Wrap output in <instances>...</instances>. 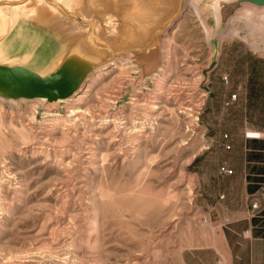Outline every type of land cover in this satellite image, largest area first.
Here are the masks:
<instances>
[{
    "label": "rangeland",
    "instance_id": "374dc122",
    "mask_svg": "<svg viewBox=\"0 0 264 264\" xmlns=\"http://www.w3.org/2000/svg\"><path fill=\"white\" fill-rule=\"evenodd\" d=\"M248 1L264 5L198 0L208 40L179 0L168 16L179 15L138 48L156 47L154 63L127 51L131 69L99 72L109 58L73 59L69 35L111 50L121 9L93 19L78 0H0L1 67L45 81L70 61L86 77L83 98L67 105L0 102V264H214L207 248L223 239L213 175L235 160L242 135L264 136V17Z\"/></svg>",
    "mask_w": 264,
    "mask_h": 264
},
{
    "label": "bare ground",
    "instance_id": "6f19581e",
    "mask_svg": "<svg viewBox=\"0 0 264 264\" xmlns=\"http://www.w3.org/2000/svg\"><path fill=\"white\" fill-rule=\"evenodd\" d=\"M108 1L109 0H86V1L78 0V3H77V5H78L77 7L78 8L77 9L84 10L87 18L93 17V19H94V16H96L97 18L100 19L99 16H100L101 12L105 11V10H109L107 12H111L112 10H110V9H119V10L121 9L122 10L123 16H122V19H120V20H122V25L120 26V30L122 32V35H121L120 41H118V42L116 41L117 42L116 44L115 43H110L109 44L111 46L110 49L114 53H112V51L109 50V47H107L106 45L104 46V48H98V47H96L97 45L94 46V45L87 44L85 39H83V37H82L83 34H87V33L86 32L84 33V31H82V32L79 33L78 37H75L72 34H70V35L68 34L69 38L73 42V49H72L71 54H69V55H70V57H73V59L76 58L78 60H80L79 56L82 53L85 54V56H87V55H90L91 57L94 56L93 58H97L99 61H101V60L104 61V59L106 57L109 58L107 60L108 61V65L106 64L107 66L104 65V66H100V68L98 67L99 68L98 69L99 72L103 71L106 68H112V67H116L117 68L121 62H124V64H126V66H128V68L131 69V67L129 66L127 60L123 59V54L126 53L127 51H130V52L131 51H136L137 52V50L139 51L138 48H144L145 46L150 45L153 42V40H152L153 39L152 38L153 34L159 32L160 26L165 21V20L163 21V17H165V19L167 20L168 18H173L174 19L178 15V12H177L176 16L171 17V16H173V14L171 13L170 14L171 16L170 15L168 16V12H169V10L172 7H173L172 11L177 9V4H178L179 0H115V2L113 4L110 3V5L105 6V3L107 4ZM220 1L225 3V2H231V1H235L236 2L238 0H220ZM71 2H73V1H71ZM84 2H85V5H86V8L83 7ZM248 2H249V4H251L250 6L259 9V12L261 14H258V15L260 16V18L263 19V17H264V7L263 6L264 5H260V6L258 5L257 6L256 4H254L251 1H248ZM9 3H11V2H9ZM15 3H17V2H15ZM198 3H199L198 0H188L186 6L194 7L197 16L199 17V19H201V25H202V28H203V32H204L206 38L208 40H210V38L212 36L211 29L209 28V25H207L206 20L203 18L204 16H203V13L201 12V10L198 8ZM11 4H13V3H11ZM50 4L53 5V7L62 8V7H60L59 4H57L55 2H52ZM74 5L76 6V4H74ZM24 7H25V5H24ZM97 7H98V10H96ZM9 10H10V8H9ZM66 12L67 11H65V12L62 11V13L65 16H67V17H69L71 19H74V20H79V18L76 15H74V13L70 14L71 12H69V13L68 12L66 13ZM211 13L216 18V24H217V27H218L220 25L221 21H222L221 7H218L217 5H215L213 7ZM166 14H167V16H166ZM161 20L163 22L159 23V21H161ZM105 24H103L102 22L98 23V26L96 27V31L93 34V37H92V35L90 37V41L92 43H96L97 42V34H98V32L100 33V31H101L99 27L102 25L103 28H104ZM6 25H7V23H6ZM93 25H95V24H93ZM86 26H88L87 28H89V30L90 29L92 30V24L90 22H86ZM110 29H114V28L111 27ZM15 31H16V29H15ZM88 34H90V33H88ZM108 36L110 37V35H108ZM108 36H105V37H108ZM235 36H236V33H235ZM65 37H67V35H65ZM111 37H113V36H111ZM76 39H78V40L76 41ZM101 39H102V37H101ZM124 45H126L125 48H124ZM104 49H107L108 52H106ZM156 50H157L156 47H154L147 54L145 53L146 51L145 52L144 51H139L138 53L141 54L140 55L141 56V60L147 61L149 63L148 65H151L152 63H154L153 62V57H154V55L156 53ZM116 55H118V56H116ZM88 60H89V58H88ZM84 65H85V67L87 69L92 67L90 62H88V61H86L84 63ZM146 66H147V64H146ZM72 73L73 74H78L79 71L74 69L73 66H72ZM157 76H158V74H157ZM30 84L32 85V83H29V82H27V81H25L23 79H20V78H16V79L14 78L13 80L10 79L4 85L5 86V91H0V102L14 105V104H16L17 101L13 97L8 98L7 96H16V95H19V93H22L24 96L19 98L20 102L22 101L24 103H26V102H31V103H35V104L37 103L39 105V107L42 106L43 104H45L46 102H51V103H54V104L55 103L64 102V104L67 105L68 103H70L72 100H74L76 98H77L76 101L81 100L83 98V95H85V91H86L85 90L86 87H84L83 90H80L76 95L72 96L71 98H67V99H63V100H56V101H48L46 99H41V98H38V97H36V98H27V96H26L27 95V91L35 90L33 88V86H31ZM50 93L53 94V92H50ZM81 112L82 111L72 109L70 111V115L69 116H72V118L80 117V115H82ZM256 134L257 133H255V132H251L250 136L254 137V136H256Z\"/></svg>",
    "mask_w": 264,
    "mask_h": 264
},
{
    "label": "crops",
    "instance_id": "0c3cea01",
    "mask_svg": "<svg viewBox=\"0 0 264 264\" xmlns=\"http://www.w3.org/2000/svg\"><path fill=\"white\" fill-rule=\"evenodd\" d=\"M234 157L222 166L231 174H222L221 167L213 175L215 223L223 241L207 249L214 264H264V137L245 133Z\"/></svg>",
    "mask_w": 264,
    "mask_h": 264
},
{
    "label": "water",
    "instance_id": "95a60500",
    "mask_svg": "<svg viewBox=\"0 0 264 264\" xmlns=\"http://www.w3.org/2000/svg\"><path fill=\"white\" fill-rule=\"evenodd\" d=\"M18 4V3H17ZM15 3L9 5H17ZM180 12H178L179 15ZM76 19V18H75ZM158 35H155V38ZM77 64V63H76ZM75 62L72 64L70 61L65 62L62 66L59 67L56 74H52L50 78H47L45 81L37 80L34 77L27 74H19L16 72V69H10L0 66V91H5V84L11 79L20 78L29 83H32L31 86L35 90L27 91V98H45L48 101H56L67 99L70 96L76 95L81 89L85 78L81 74L79 66ZM72 66L74 69L79 71L78 74L72 73ZM20 72V71H19ZM70 91V92H69ZM50 92H53L51 94ZM39 94H43L39 96ZM20 97L24 95L19 93ZM16 95V96H19ZM35 96V97H34Z\"/></svg>",
    "mask_w": 264,
    "mask_h": 264
},
{
    "label": "built area",
    "instance_id": "2783aa9c",
    "mask_svg": "<svg viewBox=\"0 0 264 264\" xmlns=\"http://www.w3.org/2000/svg\"><path fill=\"white\" fill-rule=\"evenodd\" d=\"M223 80L225 81V83H228L227 78H224ZM235 100H236V95L233 94V95L231 96L230 101L233 102V101H235ZM256 133H257L256 136H254L253 138L260 139V138H263V137H264V136L262 135V133H260V132H256ZM227 148H228V147H227ZM220 172H221L222 174H224V175H229V174H231V171H230V170H228V169H226V168H223V167L220 169ZM253 207L255 208V204L253 205Z\"/></svg>",
    "mask_w": 264,
    "mask_h": 264
}]
</instances>
